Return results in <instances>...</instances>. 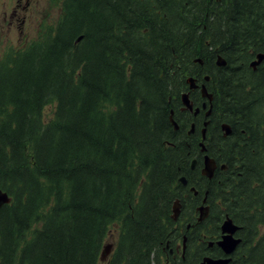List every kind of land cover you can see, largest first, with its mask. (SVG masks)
<instances>
[{"label":"trees","instance_id":"1","mask_svg":"<svg viewBox=\"0 0 264 264\" xmlns=\"http://www.w3.org/2000/svg\"><path fill=\"white\" fill-rule=\"evenodd\" d=\"M51 1L56 25L0 61V264H155L188 187L208 191L201 244L228 215L230 264H264V0ZM191 76L213 95L207 119ZM206 153L212 179L196 177Z\"/></svg>","mask_w":264,"mask_h":264},{"label":"flooded vegetation","instance_id":"2","mask_svg":"<svg viewBox=\"0 0 264 264\" xmlns=\"http://www.w3.org/2000/svg\"><path fill=\"white\" fill-rule=\"evenodd\" d=\"M19 1L20 0H0V18H1V14H3V17L6 18V16L8 15V10L9 8L13 7L15 4L19 5ZM26 2V8H29L32 3L33 5H35V1L34 0H25ZM12 13L16 14V10L14 9ZM17 15V14H16ZM15 15L12 14L10 15L11 20L8 21L7 24H9V27L7 28V33L11 34L9 32L10 28L14 26V24L12 23V17H14ZM8 17V16H7ZM26 19H22L21 23H17L18 26V35L16 37H18L19 39H27L29 40L30 37H28L30 35L29 32L26 31L27 28V15L25 16ZM7 19V18H6ZM16 19V18H15ZM18 21L20 20L19 18L17 19ZM17 21V22H18ZM19 24V25H18ZM16 25V24H15ZM16 26V27H17ZM30 31V30H29ZM24 37V38H23ZM8 52L10 49H6ZM199 87L196 88V90H198L201 93V97L204 99V102H209L213 99V95H212V99L210 100L208 97L204 98L202 95V90H201V82H198ZM203 103H202V110H205V117L206 119L211 115V109L207 112V108H203ZM207 112V115H206ZM200 112L198 111L197 114L194 115H198ZM208 124L203 122V126H202V140H206L208 135H207V128H208ZM192 128H190L189 133H193L196 131V126L192 125ZM232 129V127H231ZM205 130V134H206V138L203 139V131ZM221 130L223 131V127L221 125ZM232 134V130L231 133L226 135L224 134L225 137L229 136ZM197 177H203L204 175L202 174V172L197 173L196 175ZM205 177V176H204ZM198 192L195 193H191L189 191H186L184 194V201H186V204L188 206H190V211L186 212L182 215V218H180L177 223L174 225V239L171 240L164 248H162V250L160 251V253L155 257V264H179L180 262H184L186 260H191L192 264H198L201 259L206 256V254L204 256L201 257H197L199 255L203 254V250H208V249H215L218 248L220 250L218 257H226L225 252L222 250L221 247L218 246L217 241L221 239L222 237V232L221 229L219 230L218 227L217 231H219V237L214 239V240H208L207 243L205 244V246L203 244H201L203 242V240L205 239V237H207V232L209 229H202L200 228V224L201 221L198 220V210L197 207L198 205H196L195 208H191L192 206V200L193 198H197L201 201V203L205 202L206 205L208 204L207 201V197H206V192L204 194V196L202 195H198ZM205 200V201H204ZM210 211V209H209ZM199 214H201L199 212ZM210 214V212H209ZM188 233H191V242H196L195 246H190L188 247V242H190V238L188 237ZM235 236H237L235 234ZM214 237H217L214 235ZM237 249H239V246L236 248V250L233 252V254L237 251ZM207 252V251H205ZM232 264V263H231Z\"/></svg>","mask_w":264,"mask_h":264},{"label":"rangeland","instance_id":"3","mask_svg":"<svg viewBox=\"0 0 264 264\" xmlns=\"http://www.w3.org/2000/svg\"><path fill=\"white\" fill-rule=\"evenodd\" d=\"M35 5H32L29 8H26L25 0H20L19 5H14L8 10V17H3L1 14L0 18V61L6 56V49L17 51L25 47L31 40L36 38H41L46 32H48L47 27L56 25L58 19L61 16V9L58 4L53 3L51 0H34ZM16 10V14L12 13L13 10ZM218 10V9H216ZM14 14L12 17L13 27L10 28L9 33H7V28L9 27L8 21L11 20L10 15ZM27 15V28L26 31L30 33L27 39H19L16 37L19 33L17 23H21L22 19H26ZM16 18V19H15ZM20 19L19 21L17 19ZM18 21V22H17ZM217 21H215V24ZM16 24V25H15ZM18 24V25H19ZM17 26V27H16ZM30 30V31H29ZM24 38V37H23ZM49 111V108H48ZM117 225L112 228L111 234L109 236L108 242H114V239L117 236ZM113 232V234H112Z\"/></svg>","mask_w":264,"mask_h":264},{"label":"water","instance_id":"4","mask_svg":"<svg viewBox=\"0 0 264 264\" xmlns=\"http://www.w3.org/2000/svg\"><path fill=\"white\" fill-rule=\"evenodd\" d=\"M263 59H264V54L259 53L257 55V59L254 60L251 63V65L254 68H256V66L259 65ZM217 64L219 66L226 65V59L220 55L217 59ZM206 79H209V76H207ZM195 80L196 79L193 77H190L187 80L188 83L190 84V88L197 87ZM202 92H203V96H207L210 100L212 99V96L207 92L205 85L202 86ZM182 97H183V103L186 105V107L192 110L193 105L190 102L189 94L184 93ZM205 106L206 105L204 104V107ZM198 111H199V108L196 109L195 114H197ZM172 122L175 128H178L177 123L173 119H172ZM222 127L225 130L226 135L231 133V128L228 124H223ZM203 138H205V130L203 131ZM205 150H206V147L202 143V151H205ZM197 163H198L197 159H194L192 161V169L195 168ZM223 167H226V166L223 165ZM215 169H216V162L214 161V159L211 158L208 154L204 155L202 173L206 175L207 177L212 178L214 175ZM181 180L182 182L186 183L185 177H182ZM10 200L11 199L9 195L6 192H3L2 190H0V206L4 203L10 202ZM179 207H180V204H179V201H177L173 207L174 208V215H173L174 218H177L179 214ZM200 211H201L200 220H202L207 215V207L206 208L200 207ZM238 229H239L238 225H236L233 222V220L229 217H227L221 224L222 237L220 240L217 241V244L219 247L222 248V250L225 252L226 255H230L237 248V246L239 245L241 241V238L235 236ZM111 247H112L111 245L106 246L105 250L102 253V259H104L109 254V252L111 251ZM230 261H231V257L213 258V257L207 256V257H204L203 260L199 264H229Z\"/></svg>","mask_w":264,"mask_h":264},{"label":"bare ground","instance_id":"5","mask_svg":"<svg viewBox=\"0 0 264 264\" xmlns=\"http://www.w3.org/2000/svg\"><path fill=\"white\" fill-rule=\"evenodd\" d=\"M214 99V98H213ZM182 110H183V108H182ZM174 115V112L172 111V115L171 116H173ZM194 116H196V115H194ZM206 121V123H209V120H205ZM204 121V122H205ZM224 124H228V123H224ZM192 125H195V122H193L192 124H191V126ZM228 125H230V124H228ZM240 228V227H239Z\"/></svg>","mask_w":264,"mask_h":264}]
</instances>
